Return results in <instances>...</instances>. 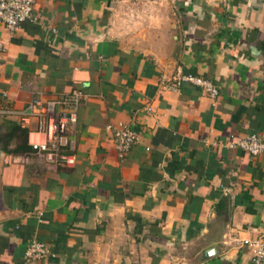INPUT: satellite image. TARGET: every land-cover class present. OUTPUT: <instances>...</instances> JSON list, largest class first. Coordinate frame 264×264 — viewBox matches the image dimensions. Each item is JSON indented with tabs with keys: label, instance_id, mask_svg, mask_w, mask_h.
<instances>
[{
	"label": "crops",
	"instance_id": "0c3cea01",
	"mask_svg": "<svg viewBox=\"0 0 264 264\" xmlns=\"http://www.w3.org/2000/svg\"><path fill=\"white\" fill-rule=\"evenodd\" d=\"M0 41L2 104L87 93L67 163L0 150V264H24L32 239L43 264H250L264 153L225 143L264 131V0H35ZM176 67L217 94L161 89ZM118 121L137 133L123 156Z\"/></svg>",
	"mask_w": 264,
	"mask_h": 264
},
{
	"label": "built area",
	"instance_id": "2783aa9c",
	"mask_svg": "<svg viewBox=\"0 0 264 264\" xmlns=\"http://www.w3.org/2000/svg\"><path fill=\"white\" fill-rule=\"evenodd\" d=\"M35 0H0V29L14 32L22 22L30 19ZM4 50L0 41V53ZM181 81L198 86L210 97L217 94L216 87L205 78L183 73L176 67L170 78H163L159 86L163 90H177ZM7 97L6 91L0 88V118H12L25 130L26 143L30 150L48 164L67 163L71 157L62 151L61 140H67L69 150L73 149V125L79 105L87 97L80 87L55 93L46 98H30L23 105L13 107L2 104ZM141 112H151L149 104H145ZM105 129L110 133L113 147L119 156H123L137 140L136 131L125 122L109 123ZM225 146L239 148L250 155L264 153V131L248 133L237 139L226 141ZM250 249V264H264V241L261 236L247 242ZM54 253L42 241L32 239L23 251L24 264H43Z\"/></svg>",
	"mask_w": 264,
	"mask_h": 264
},
{
	"label": "trees",
	"instance_id": "16d2710c",
	"mask_svg": "<svg viewBox=\"0 0 264 264\" xmlns=\"http://www.w3.org/2000/svg\"><path fill=\"white\" fill-rule=\"evenodd\" d=\"M0 127L4 128V131L0 133V150L4 152L31 151L26 143L24 129L12 121H3ZM12 139L15 141V144L10 148L8 144Z\"/></svg>",
	"mask_w": 264,
	"mask_h": 264
}]
</instances>
